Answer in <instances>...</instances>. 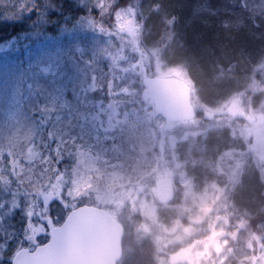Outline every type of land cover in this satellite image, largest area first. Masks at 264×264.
Wrapping results in <instances>:
<instances>
[{
    "label": "rangeland",
    "instance_id": "rangeland-1",
    "mask_svg": "<svg viewBox=\"0 0 264 264\" xmlns=\"http://www.w3.org/2000/svg\"><path fill=\"white\" fill-rule=\"evenodd\" d=\"M78 1L86 6L87 11L77 16L65 14L59 19L52 18L48 23L52 29L45 30L47 21L44 19L46 11L42 0H0V149L7 151L13 147L18 153L15 159L22 156L25 161L36 162L19 165L17 172L31 177L30 182L38 198L43 199L44 194L48 201L54 199L49 194V189L53 188L52 177L64 189L62 200L65 203L57 208L55 204L51 205L53 220L65 213L66 206L88 199L107 206L123 217L129 232L125 238L128 255L122 264H146V261L150 264L144 253L161 250L158 231L166 232L168 227L175 226L176 235L173 237L179 239L202 231L201 228L182 227V218L192 222L200 220L205 233L216 231L218 235L224 224L234 220L232 216L241 217L242 222L246 219V228H238V233L231 231L223 244L228 245V240L234 243L239 241L238 251H242L243 246L249 243V250H256L262 256L257 259L258 262H264V221L261 222L264 218L257 216L264 213V206L258 204L264 201V171L253 180L244 171L263 168L258 155L263 153L264 145L257 138L249 136L252 126L246 120L230 114V106L234 104L237 111L259 119V123L261 117L264 118V81L253 76L257 71L263 70L264 73V55L254 62H235L244 65L235 68L243 75L241 81L235 79V74L214 75L211 85H208L212 90L210 94H213L211 99L206 97L207 91L202 89L200 79L188 66L189 63L170 59L173 41L178 39L174 32L182 29L187 19H182L181 25L169 26L168 20L171 19H167L166 14L176 11L174 9L179 4L183 7L185 0H164L165 5L159 0H129L119 6L113 4L112 0L108 3L107 0ZM201 1L194 0L199 6L194 7L193 18L207 11L208 6ZM223 1L226 4L235 0ZM63 2L66 0H58L57 5L63 6ZM91 8L95 10L91 12ZM110 10L114 14L112 20L106 16ZM153 13L159 15L163 23L159 21L153 25ZM16 21L23 24H18L19 28L12 31V23ZM165 26H168L167 29H163ZM160 30L168 36L163 35L161 42H154ZM195 31V45L199 53L204 41L210 38L220 40L218 32L204 31L198 23ZM237 34L227 35L236 38ZM57 35L63 39L55 44L52 38ZM132 48L139 53L136 65L139 66V76H142L141 82L132 77L137 72L134 70L135 61H125L126 52ZM8 50L12 57L7 54L10 53ZM78 56L83 57V61H77ZM85 58L91 62H85ZM249 63L250 70H244ZM175 74L197 82H192V87L198 115L184 124L170 121L159 107L148 106V112L145 108L148 101L154 100L153 93L147 91L148 80L168 78ZM106 76L110 79L106 85L116 88L115 98L110 97L109 100V96H106L104 107L103 100H96L93 104L88 101L89 110L92 111L84 117L79 108L70 107L66 96L73 99L83 93H91L93 99L92 92H103L107 88ZM44 79L50 83L47 88L39 90ZM119 81H122V89H118ZM142 84L146 88L143 91L145 106L144 110H138L142 106L137 103ZM220 86L221 92L215 93ZM41 112H44L48 126L36 122ZM76 115L82 118L78 120ZM162 125L168 128L164 129ZM45 131L54 142L46 152L34 144ZM155 139L159 140L155 143L158 147L150 151ZM209 139L218 148L209 147ZM135 140L138 152L132 153ZM21 142L27 147L20 149ZM138 143L143 144L149 152L139 147ZM165 144L169 145L172 166L178 170L176 179L188 202L179 210L156 204L154 195L149 191L151 187L147 191L142 184L152 177L157 179L162 173L173 172L161 154ZM187 156H198L205 169L197 168L194 164L188 166L183 160ZM63 164L67 165V169H62ZM4 179L0 177V181ZM195 181L202 185L198 194L193 188L196 187ZM245 181L252 188H255L251 184L254 181L261 187L263 185V196L256 198L254 194H241L243 189L249 187L244 184ZM234 182H237L236 189L232 187ZM128 193L131 194V204L125 206ZM137 193L139 195L133 198L132 195ZM3 195L6 193L0 188V196ZM237 196L249 201L253 209L240 206L233 213L223 212L222 203ZM136 209L142 214L141 219L132 215ZM4 224H14L19 230L23 226L22 212L15 213ZM52 224L50 222V226ZM153 229L157 232H151ZM223 244L214 247L213 252L226 250Z\"/></svg>",
    "mask_w": 264,
    "mask_h": 264
},
{
    "label": "trees",
    "instance_id": "trees-1",
    "mask_svg": "<svg viewBox=\"0 0 264 264\" xmlns=\"http://www.w3.org/2000/svg\"><path fill=\"white\" fill-rule=\"evenodd\" d=\"M42 1L44 2L45 7L48 8V9H52V10H56V11L66 10L67 12H70L71 15L74 14V15L77 16V15L82 14L83 11H87L85 6L82 5V2H80V5L76 9H68L67 7H64V6H58L56 4L57 0H42ZM109 1L110 0H107V3ZM112 1H113V4H116V5L119 6L121 4H124V3L128 2L129 0H112ZM159 1L162 2L165 5V3L163 2L164 0H159ZM209 1L210 0H203L201 2H202V4H209V8L208 9H210V8L213 7V5ZM184 2H185V5L191 6L192 9L183 10L182 7H180L181 4H179L178 6H176V9H174L176 11L167 12V14H166L167 15L166 18L167 19H171V20H168V21L172 22L173 25H176V26L182 24V21H181L182 19H185V18L187 19L186 20L187 23L184 26L181 27L182 29H179V30L176 29V31L174 32L176 38L178 37V35H180L182 33L184 28H186L188 26V21L190 19H194V18L198 19V18H202V17H204L206 15V13H202V14H200V16H196V17L193 18V9H194V7L196 8V7L199 6L198 2L195 3L194 0H185ZM86 5H88V4H86ZM256 5L257 4H253V7L251 6V8H252L251 14H249L247 12L248 14L246 16H249V18L254 20L255 22H260L261 23V25H262L261 28H258L256 30H254V32H258L261 36H264V15H263V12L258 13V10L255 9V7H254ZM94 10H95V8H91L90 9L91 12L94 11ZM183 11H184V16H182ZM196 14H198V12ZM106 16L108 17L109 20H112L113 17H114L113 11L110 10L108 13H106ZM158 16L159 15H157V14H154V13L152 14L151 22H152L153 25H155L156 23H159V21H161ZM101 17H104V16L102 15ZM161 22L163 23V21H161ZM231 24H233V20H232L231 17H226V19H224V20L221 19V18H219V20L218 19H215V20L211 19L210 21H207L204 24V26H202V28L204 29V31H207V32H212V31L214 33L218 32V34H219L218 37H219L220 40H222V39L226 38L228 33H239L238 31L233 29ZM226 26H228V27H226ZM165 27L163 29H167L168 26H165ZM163 29H161V30H163ZM161 30L158 31V35H157L158 37L163 36V35H167L168 36V34H165V32H163ZM192 36H193V38H196V31H193V35ZM248 36L250 37L249 43H251L254 47H257V45H259V44L261 45L262 48L264 47V40L262 38H256V37H252L251 35H247L246 36L247 40H248ZM249 43H248L247 46H249ZM204 47L207 48V46L203 43L202 49H204ZM128 50L129 51L126 52L128 54L127 55L125 54V56H126L125 57V61L126 62L127 61L128 62L135 61L134 70H137V72L134 73V76H132V77H134V79H136V80L141 82V80L139 78L140 76L138 74L139 66L136 65L139 53L135 51V50H137L135 48L128 49ZM9 52L10 53H7V54L10 57H12L11 51H9ZM194 53H199V52H198V50L196 48V45L195 44H193V45L191 44V45L187 46V49L184 48L182 50V54H183L182 56L175 57V59H179L178 62L185 60L187 63H189L188 66L191 69H193L194 71L195 70L196 71H204V69L201 68L200 64H196L195 61H192L193 63H191V58H192L191 54H194ZM85 54L87 55L88 53L85 52ZM185 56H187L189 58H185ZM15 58H17V56ZM257 59H258V56H255L249 49H246L245 51L235 52V53H232V52L228 51V52H226V54H224V55L220 56L218 59L214 60V62H210L208 64H205L206 67H207V72H205L206 75L205 76H201V77L198 76L199 79H200L199 80L200 85L202 86V89L205 90V88H207L208 85H209L207 83V81H213L214 75H221V74H223V71H228V73L225 74V76H227V75H231L232 76V74H235V76H236L235 79L237 81H241L243 75H241L240 72L237 69H235L238 66V63H235V62L244 61V60H251V62L252 61L254 62ZM77 61H83V57L78 56V60ZM230 61H231V63H230ZM85 62L89 63L91 61H89V60H87L85 58ZM232 62H234V63H232ZM250 63H249V65L247 64L244 67V70H246V71H247V69L250 70V66L252 64V63L251 64ZM67 64L71 65V63L68 62V61H67ZM198 67H199V69H198ZM239 67H243V66H241L240 63H239ZM238 72H239V74H238ZM260 72L257 71L253 76L256 79L260 80V81H264L263 70H261ZM66 74H68V73H66ZM104 80H105V85H106V82H108L110 79L106 76L104 78ZM215 81H216V79H215ZM42 82L43 83H41L40 89L41 88L44 89L45 87L47 88V86L50 83V81H48V80L45 81V79ZM96 82H98V81H96ZM117 83H120V84H118L119 85L118 89H122L123 88L122 81H119ZM115 89L116 88L114 87V85H112L110 88L107 86V88H105L103 92L102 91H94V92H92V94H93V97L95 99H98V101L103 100L102 107H104L105 106L104 100L106 99V96H109V100H110V97L111 98H115L116 97L117 94L115 93V91H116ZM220 89H221V86L215 91V93L218 94L219 92H221ZM142 91H143V86H142ZM206 93L208 94V95L206 94V97L212 99V95L213 94H210V92H208V91ZM66 98H67V102H68V104H70L71 108L75 107V108H79L81 111H83L82 112V113H84L83 117H84V115L88 114V112L91 113L92 110H89V106L87 104V102L91 99V93L90 94H84L83 93L82 95H79V96L74 97V98H73V95H72L73 99H71V97H69V95H68V97L66 96ZM211 99H209V100H211ZM138 103L140 104L141 101L139 100ZM143 103L144 102L142 101L141 104H143ZM142 106H141V108H142ZM85 110L87 112H85ZM43 113L44 112H41V114H38V116L36 117V122L41 124V125H44V126L47 125L48 126V121L44 120V114ZM79 115H76V117H78ZM81 118H82L81 116L78 117V120L81 119ZM50 137L51 136L48 135V132L45 131L44 134L40 137V139H39L40 141L36 140V142L35 143L33 142V143L35 145H38L40 150H44V152H46L47 151V147L48 148H52L53 145H54V142H53L52 139H50ZM42 142H43V144H42ZM135 143L136 144H135L134 148L131 149L132 153L138 152L137 141L136 140H135ZM138 146L139 147L141 146L143 149H145V146L143 144H141V143H138ZM208 146L209 147H213V146H216V145L212 144L211 140L209 139ZM145 151L149 152L147 149H145ZM188 158L191 160L192 157H188ZM189 165H190V163H189ZM48 172L51 174L50 170H48ZM55 174H57V173H55ZM37 176H40V174H38ZM22 177H23V179L25 181L24 185H23L24 189L26 191L30 192V193L37 194L36 190L33 188V183L30 182L31 177H27L23 173H22ZM50 179H51V181L53 180V182H52V185H53L52 187L53 188L49 189V192L56 190L55 189L56 186L59 187L58 182L54 179V177H52ZM49 183H50V181H49ZM258 184L259 183L257 181H254L252 185H254L255 188H258L263 193L262 187L260 185H258ZM62 194L64 196V192ZM257 197H258V195H256V198ZM29 199H31V197H29ZM57 202L59 203L58 200H57ZM28 207L30 208L31 204H29ZM134 213H136V211L133 212L132 215H134ZM223 216H225V214H223ZM258 217L261 218L260 215ZM263 217H264V215H263ZM238 218H240V217H238ZM244 220H246V219H244ZM244 220H243V222H244ZM240 222L243 223L242 221H240V219L235 218L234 222H233V220H229L226 224H224V228L225 229L223 230V232H224L223 234H225L226 236H221V233H219V232H218V235H217L216 231H208L207 233H205L206 231H204L203 235H200L199 237L195 236L194 241L192 243V246L190 245L191 247H189L188 245L183 247L182 251L180 252V254L181 253L184 254V260H188V262L190 264H192V263L195 264V262L197 261L196 257L198 255H201L203 253H205V254L209 253V250L212 249L213 247H219L220 245H222L223 244V240H227L228 236H230V232L231 231L235 230V232L237 233V230H238V224L237 223H240ZM250 230H252V229H250ZM230 242L231 241L228 240V244ZM261 242H262V240H261ZM159 243H160V245H165V246L169 245L168 242H165L162 239H160ZM223 245L225 246L226 244H223ZM199 246H201V247H199ZM248 246H249V243L247 244V247ZM228 247H229L228 245L225 246V248H228ZM249 249H251V247ZM235 251H237V252L235 253L233 248H232L230 251H228L227 254L224 253L225 254L224 255L222 252H220V250H218V257H209L208 259L205 260V262L207 264H251V258H252V264H254V262L258 258L261 259V257H262L260 252H258L256 250L251 251L252 255H250V256L241 254L242 251L240 252L237 249ZM163 261L165 263L169 262L168 261V257L166 255L163 257ZM147 263L148 262L146 261V264ZM172 263H175V262H172ZM150 264H155L152 258H151ZM256 264H264V262L260 260V263H259L258 260H257Z\"/></svg>",
    "mask_w": 264,
    "mask_h": 264
},
{
    "label": "snow or ice",
    "instance_id": "snow-or-ice-1",
    "mask_svg": "<svg viewBox=\"0 0 264 264\" xmlns=\"http://www.w3.org/2000/svg\"><path fill=\"white\" fill-rule=\"evenodd\" d=\"M20 146L27 147L22 142ZM17 155L13 147L7 151L0 149V177L5 178L0 182H3V191L6 193L0 196V264H24L25 260L29 264H72L69 257L74 250L66 235L69 226L66 225L64 231L50 227L54 200L48 201L46 206L44 199L24 189L25 181L17 168L21 164L36 162L25 161L22 156L15 159ZM40 171L43 172V168ZM17 212L23 215V226L19 230L14 224H4ZM40 236L48 238V242L41 245L38 240ZM26 245L31 246L26 248Z\"/></svg>",
    "mask_w": 264,
    "mask_h": 264
},
{
    "label": "bare ground",
    "instance_id": "bare-ground-1",
    "mask_svg": "<svg viewBox=\"0 0 264 264\" xmlns=\"http://www.w3.org/2000/svg\"><path fill=\"white\" fill-rule=\"evenodd\" d=\"M218 1H220V0H210L209 2L213 5V7L210 9H208L209 4H205V6H208V8H206L207 9L206 15L202 18L190 19L188 21V26L186 28H184L182 33L180 35H178V37H177L178 39L173 41V44H172L173 55H172V58H170V59L175 61L176 60L175 57L183 55L182 50L184 48L187 49L188 45L195 44L196 38H193L192 35H193V31H195L196 23L200 24L201 26H204V24L207 21H210L211 19L212 20H215V19L219 20V18H221L224 20V19H226V17L232 18L233 24H231V26L233 27V29H235L236 31L239 32L236 35V38H231L228 35L226 36V38H224L222 40H218V41L211 40V38H210L208 41L203 42L207 46V48L204 47V49H201V51H202L201 53L191 54V57H192V58L190 57L191 60L195 61L196 64H200L201 68H204V71H196V70L194 71V74L199 76V77L206 75L205 72H207V67L205 64H208L210 62H214V60L218 59L220 56L226 54V52H228L230 50L240 52L242 50L249 49L255 56L263 57V55H264V48H262L260 44L257 45V47H254L251 43H249L250 37L248 36V40L246 38L247 35H251L252 37L262 38L264 40V36H261L258 32H254V30L261 28V26H262L261 23L255 22L254 20L250 19L249 16H246L248 13L251 14V10H252L251 6L253 7V4H257L256 6H254L255 9L258 10V13L263 12V15H264V0H235V1H231L232 3L227 2L226 4L224 3L223 0H222L223 3H220ZM56 4H57V2H56ZM62 5L64 7H67L68 9H76L80 5V2L78 0H66V2L62 3ZM88 5H91V4H88ZM85 8H86V6H85ZM182 9L188 10V9H192V8H191V6L184 5L182 7ZM86 10H87V8H86ZM45 11H46V14L44 16V19L47 21V25L44 28L45 30L52 29L51 28L52 26H50L48 24L49 20H51L52 18L59 19L60 17H62L65 14L66 15L70 14V12H67L66 10L56 11V10L48 9L46 7H45ZM16 22L17 23H12V26H11L12 31L19 28L18 24H21V25L23 24L22 21H16ZM167 25L170 26V25H173V23L170 22ZM226 27H228V26H226ZM157 35H155L154 42H157V41L161 42L163 36L158 37ZM62 39L63 38L59 37L58 35L54 39L52 38V40L54 41L55 44L59 43ZM248 43H249V46H247ZM14 46L15 45H13L12 47H14ZM13 49H15V48H13ZM185 58H189V57L185 56ZM243 63H244V61H243ZM238 65H239V63H238ZM240 65L244 66L242 63H240ZM199 67H198V69H199ZM227 73H228V71H223V74H227ZM192 82L194 84L197 83L196 80H193V79H192ZM207 83L209 85H211L210 83H212V81H207ZM205 89L208 92L212 91L209 86ZM39 90H40V87H39ZM96 100L98 101V99L93 98V99H90L89 102L93 104V103H95ZM20 149H22V148H20ZM189 163H190V165H192V164L196 165L197 168H200V169H202V167L204 168V165L198 159V156H194V157L192 156ZM260 165L263 168L252 169V170H250V172H247V170L244 169L246 175L248 176L250 174V176L252 177V180L254 179V177H258L259 173L264 171V162L261 163ZM245 183L249 187L246 189H243L241 191V194H244V195L254 194V195H258V196H263L262 192L258 188L250 187L251 185H249L247 183V181H245L244 184ZM251 184H253V183H251ZM262 187H263V185H262ZM0 188L3 189V183H0ZM201 188H202V185H200V184L196 187L197 190H201ZM258 204H260V207H263L264 201H262V202L259 201ZM251 205L252 204H250L249 201L242 199L241 197L237 196L235 199H230V200L225 201V203H222V210H223V212L227 211L228 213H231V212L233 213V210L235 212L236 209L240 206H242V207L244 206L243 208L249 207V208L253 209ZM259 214L260 213H258L257 216H259ZM263 215H264V213L260 215L261 218H264ZM236 218L240 219L238 217H236ZM262 221H264V219H262L261 222ZM241 254L250 256V255H252V252H251V250H243L241 252Z\"/></svg>",
    "mask_w": 264,
    "mask_h": 264
},
{
    "label": "water",
    "instance_id": "water-1",
    "mask_svg": "<svg viewBox=\"0 0 264 264\" xmlns=\"http://www.w3.org/2000/svg\"><path fill=\"white\" fill-rule=\"evenodd\" d=\"M155 85L158 89L157 102L171 116L177 119L194 116L191 89L186 82L178 78L157 79ZM157 192L163 200L170 197L171 188L166 178L158 182ZM66 225L69 226L66 235L74 250L69 257L72 264H117L122 254L123 228L106 210L93 205H80L71 210L60 225L52 228L64 231ZM24 264L29 262L25 260Z\"/></svg>",
    "mask_w": 264,
    "mask_h": 264
},
{
    "label": "flooded vegetation",
    "instance_id": "flooded-vegetation-1",
    "mask_svg": "<svg viewBox=\"0 0 264 264\" xmlns=\"http://www.w3.org/2000/svg\"><path fill=\"white\" fill-rule=\"evenodd\" d=\"M262 120H264V118H262ZM171 255L174 259V261H173V262H175L174 264H182L181 259H184V254H182V253L180 254V251L177 250V251L173 252Z\"/></svg>",
    "mask_w": 264,
    "mask_h": 264
}]
</instances>
